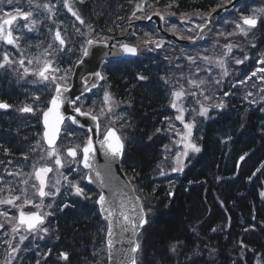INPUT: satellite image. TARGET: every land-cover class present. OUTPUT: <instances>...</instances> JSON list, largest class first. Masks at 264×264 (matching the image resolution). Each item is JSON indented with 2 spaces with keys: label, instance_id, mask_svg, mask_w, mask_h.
<instances>
[{
  "label": "trees",
  "instance_id": "16d2710c",
  "mask_svg": "<svg viewBox=\"0 0 264 264\" xmlns=\"http://www.w3.org/2000/svg\"><path fill=\"white\" fill-rule=\"evenodd\" d=\"M228 1L71 0L84 23L74 16L67 19L61 28L66 43L58 46L55 41V53L49 47L53 36L50 13L36 7L49 0H32L31 4L29 0H13L12 4L0 0V17L17 8L34 11L36 20L44 13L31 31L22 18L20 28L12 27L14 37H19L18 47L0 41V63L5 53L12 61L0 68V101L13 106L0 109V198L10 197L17 188L37 185L34 169L41 167L53 169L47 174L52 185L59 179L58 187L72 193L69 206L63 209V204L57 203L46 222L50 239L58 237L51 246L60 244L58 248L69 255L67 261L60 256H31L36 250L27 244L14 256L11 248L16 246L1 238L0 264H107V225L95 202L98 192L81 179L84 170L66 166L64 159L66 148L80 149L88 134L67 122L55 148L64 167L55 164L56 157L49 155L51 149L43 141L41 114L54 85L35 75L43 62L50 60L53 68L60 69L54 74L65 77L57 82H66L89 38L130 41L140 52L135 59L105 64L101 87L110 92L115 104L111 113L100 118L102 131L114 126L120 132L125 143L123 168L147 212L148 223L138 236L137 264H264V94L254 91L249 95L245 82L264 56V20L244 36L236 29L240 15L233 12L219 21L204 43L194 47L179 46L160 34L154 24L140 23L158 11L165 17L167 31L191 37L213 9ZM134 21L129 38L124 39ZM228 44L233 46L231 52L225 47ZM221 60L230 64L229 70L221 66ZM237 60L243 62L237 64ZM204 61L211 65V84L202 88L191 83L196 71L191 67ZM140 75L147 79L139 80ZM181 88L188 93L181 100L186 109L184 122L195 120L192 137L201 151H191L185 168L175 172L173 165L183 145L174 138L180 140V132L186 129L175 119L178 112L170 104L172 92ZM94 94L97 92L76 105L98 114L105 105L101 97L92 99ZM218 103L225 106L213 107ZM201 104L209 107L207 117L197 115ZM25 106L39 110L19 111ZM68 181L78 182L91 199L74 195ZM9 233L4 235L9 237ZM174 244L176 251L172 252Z\"/></svg>",
  "mask_w": 264,
  "mask_h": 264
},
{
  "label": "snow or ice",
  "instance_id": "6c2138e0",
  "mask_svg": "<svg viewBox=\"0 0 264 264\" xmlns=\"http://www.w3.org/2000/svg\"><path fill=\"white\" fill-rule=\"evenodd\" d=\"M84 0H79V3H83ZM7 3L12 4L13 0H7ZM29 3H32V0H29ZM64 6L68 9L69 12H71V14L78 20L80 21L81 24L84 23L83 19H81L80 15L73 9L72 4L70 3V0H63ZM37 8H43L44 10H46L49 13H53V8L54 5H51L50 3H45L43 5L37 4L36 5ZM135 15V14H133ZM33 16V12L32 11H22L21 9L17 8L15 9V14L11 13V12H5L3 13V17H0V41H5L7 44L10 45H16L17 47L19 46L17 41L19 39V37H14L13 35V31H12V25L13 22L15 20H17L18 17L22 18L24 21H28V23L25 25V27H27L29 29V31H31L33 29V27L40 23L41 21H38L36 19H32ZM7 17V18H4ZM258 19L259 17L256 15H243L241 14L240 17V22L236 23V29L238 30V33L243 34L244 36H247L248 33L251 31V29L255 28L257 23H258ZM89 30L91 31V26H89ZM229 35H232L231 33H229ZM55 40L59 41V45L60 46H64L65 45V40L62 38L61 36V32L59 31V29H57V31L55 32ZM87 43L89 45H91L93 43L92 40H88ZM157 47H159L160 45L157 44ZM51 47V46H49ZM121 47L124 49L125 52L130 53V54H136L137 52V48L135 46H131L128 44H123L121 45ZM228 50V52L232 51V45L228 44L225 46ZM82 53L84 56H87L88 53V49L87 48H83L82 49ZM48 55H50V53H47ZM189 59H193L192 57H189ZM205 60H209V57H204ZM83 61H81L82 63ZM243 61L241 60H237L236 63H242ZM264 62V61H262ZM12 63V61H10V58L8 56L7 53L4 54L3 57V63H0V68H3L5 65H8ZM19 63L21 65L24 64V60L21 59L19 61ZM221 66H223V61H220ZM60 71V69L58 68H53L52 67V61L50 60H45L43 62V66L35 73V75H37L38 77H40L41 80L43 81H48L50 83H52L54 85V91H55V96H53L50 100V105L51 107H49L46 111H42V117H43V123L45 126V131L43 133V137L47 140L48 145L52 146L51 150L49 151V155L50 156H55V164L60 166L61 168L64 167V164L62 163V160L59 157L58 152L55 149V142L56 139L59 135L60 132V126L61 124H63L64 120H65V116L63 115V113L60 111L62 105L64 104V102L68 99L66 96H64V93H66L68 91V88L62 84L57 83V80H63L65 77L61 76V77H57L54 73ZM261 71H264V69H261ZM28 72V69H25V73ZM227 74V73H225ZM94 76H96L98 79H105V77H103L99 72H94L93 73ZM139 80H146L147 77L140 75L138 77ZM243 82V81H242ZM85 83H87V81H85ZM192 84H196V81H191ZM200 83L202 84L203 81H200ZM199 86V85H197ZM92 87H96L95 84L92 85ZM88 91H91V88L87 89ZM186 95H188V93L185 92V90L183 88L177 90V91H173L172 92V101L170 106L173 109H176L178 111V115L175 117L176 120L181 121L183 123L184 128L186 129V132L184 133V136L181 139V142L184 143V147H185V151L183 152L184 156H187L188 154V150H191L192 152H200L201 148L196 144L193 143L191 141V137H192V133H193V129L195 128V120L193 119L190 122H184V116H185V112L186 109L178 102H180L183 97H185ZM191 95L195 96L196 93H191ZM227 95V94H226ZM249 95H251V93H249ZM37 99H39V97H37ZM80 97L77 96L75 97L74 100L69 101L72 104H75V102L77 100H79ZM205 99H208V97H205ZM112 101V97L108 92H105L104 94V102H105V107H101L99 109V113L97 115H93L92 111H82L80 107H75L74 111L75 113H78L80 116H86V117H90L91 120L96 122V131L99 132L100 129V124H99V120L101 117L103 116H107L109 113H111L113 111V105L111 103ZM225 105L223 103H218L213 105V107L215 108H223ZM13 106L5 101H0V109H10ZM39 109H33L30 106H25L23 108H20L19 111L21 112H27V113H32L34 111H38ZM208 112H209V107H204L203 104H201L200 106V111L197 113V115L203 116V117H207L208 116ZM67 119L72 123V124H79V121L77 119V117L75 115H71L68 116ZM116 119H122V117L117 116ZM166 120L168 119L167 117L165 118ZM81 127H83V125H81ZM93 129L92 128H88V132H92ZM157 131H160V129H157ZM149 139H151V137H149ZM100 147L102 149H104L105 154H109L111 153L112 156H121L123 154V150L125 147V143L124 140L122 139V137L120 135L117 134V131L115 128L112 127H107L106 131L103 133V139L99 141ZM77 148H79V146H75V147H68L67 148V156L70 158H76L78 155L77 152ZM95 145L93 142V139L91 136L88 137L87 139V143L85 146H83L82 148V160L80 161V163L83 164V167L85 169L89 170V173L86 174L85 176L81 177V179H85L89 182H91L93 180V175L92 172L94 171L95 173V177L98 179L99 183L101 185H104V178L101 174V172L99 170H96L94 167V164L91 162L90 157L92 156V154L95 152ZM177 164L180 165V167L178 168H173V171H182L183 167L180 161V156L178 155L177 158ZM53 169L50 167H41L38 169H34V176L35 179L39 181V185L33 184L32 187L36 189L38 195L40 197H45V196H55L56 194H58L60 192V188L58 187V185L61 183V181L59 179H57L55 181V184L52 185V188L54 189V191H45V187L46 185V176L48 173L52 172ZM259 171V170H257ZM164 173L162 172L161 175H163ZM65 180H68L67 177H64ZM251 179V177L249 178ZM24 184L28 183V180H24L23 181ZM68 184L70 186L71 189H74V195L82 197L84 199H91L90 196H88L85 191L84 188L80 187L78 182H73V181H68ZM26 192L27 189H25L21 195L25 196V199L23 201L24 204H31L33 203L32 200L28 199L26 197ZM261 196H264V192L261 193ZM21 197L20 196H16L10 199H6V200H0V203L3 204H8V205H13L16 207H20V213H19V217H18V224L16 225V227L13 229V231H16L18 228L20 227H24L26 226L27 229L29 231H35L37 230V226L38 225H43L44 224V220H45V216L50 215L51 213H45L44 215L39 214L38 212H31V213H25L22 209L21 206L16 205L15 201L19 200ZM139 199V198H137ZM97 204H99L100 206V210L101 211H106L109 213V216L107 218H110L113 213L110 210L109 207H106V205L109 203L106 200V197L101 194L98 197V200L95 201ZM69 205L65 204L64 207H68ZM37 208H40L41 205H36ZM48 207H51V205H48ZM122 207V205H121ZM4 216H7L8 214L5 212L3 213ZM120 215L123 217V220L125 222H127L128 224L132 225V230L133 233L135 234V230L137 227H142L143 224L147 223V220L145 218L146 214L144 212L139 213V223H136L134 221H132L129 216L121 211ZM4 227V225L2 223H0V228ZM41 231H43L45 234L48 233V229L41 227L40 228ZM112 235L111 232V225H109V236ZM26 237H21V240L25 239ZM58 239V237H57ZM113 245V242L111 239H109L108 241V247L111 250ZM18 249L13 248L12 251L16 252ZM140 250V244L137 242L135 244V247L131 249V252H138ZM172 252L176 251V245H172L171 249ZM60 259L67 261L69 259V255L67 252H62L60 253ZM128 259L130 260L131 264H137V261L135 259V257L131 256V254H129Z\"/></svg>",
  "mask_w": 264,
  "mask_h": 264
},
{
  "label": "water",
  "instance_id": "95a60500",
  "mask_svg": "<svg viewBox=\"0 0 264 264\" xmlns=\"http://www.w3.org/2000/svg\"><path fill=\"white\" fill-rule=\"evenodd\" d=\"M240 1L241 0H233L225 6L213 11L208 16L207 22L199 28L198 34L193 38L182 39L176 34L167 32L164 29V17L160 13L152 14L147 19L143 20V22H154L160 33L164 34L167 39H170L179 45H196L204 41L209 32L212 30L213 26L217 23L219 17L227 12L232 11ZM129 34L130 31L128 32L127 36ZM92 41L93 43L91 45L87 44L86 46L89 54L87 56L83 55L82 59L75 66L71 84L68 86L64 85L68 88V91L64 93V96H66L68 99L64 102L60 111L65 116V120L68 116L75 115L79 121V124L74 125L79 127L83 125V128L93 129V131L89 132V134L93 139L96 150L90 159L94 164L95 169L101 172L105 183L104 185L99 183L98 179L95 177L94 171L92 172L93 180L91 182H87L95 186L100 191V195L103 194L106 197V200L109 202L106 207H109L113 213L110 218H107L109 213L106 211H101L98 204L102 217L108 222V230L106 234L107 247L109 239H111L113 242L111 250L108 247V264H131L130 260L128 259L129 254L135 257L137 261L138 252H131V249L135 247V244L138 242V235L147 223L143 224L142 227H137L134 234L132 225L123 220L120 212H125L132 221L139 223L138 214L141 212L146 214L143 202L140 196L137 195L135 187L122 168L121 161L123 154L121 156H112L111 153L106 155L104 149H102L99 144V141L103 138L100 139V129L99 132L96 131V122L91 120L90 117L80 116L78 113H75L72 103L69 101L74 100L77 96L81 97L85 95V93L90 92L87 90L89 88L92 90L98 87L102 80L94 76L93 73L99 72L102 75L101 69L107 60L134 58L138 54V49L136 54H130L125 52L121 45H113L114 40H111L108 43L104 41ZM128 45L134 46L132 44ZM81 61L83 62L81 63ZM88 75H90V78L89 80H86L85 78ZM85 81H87V83H85ZM93 84H95L96 87H92ZM53 96H55V92ZM49 107H51L50 103L47 109ZM42 124L45 131L43 117ZM63 124L60 126V132L56 139L55 145L58 142ZM117 134L119 135L118 132ZM44 141L48 147H52L48 145L45 138ZM145 218L147 220V214ZM109 225H111V236H109Z\"/></svg>",
  "mask_w": 264,
  "mask_h": 264
},
{
  "label": "flooded vegetation",
  "instance_id": "af4514ba",
  "mask_svg": "<svg viewBox=\"0 0 264 264\" xmlns=\"http://www.w3.org/2000/svg\"><path fill=\"white\" fill-rule=\"evenodd\" d=\"M47 177V176H46ZM33 185V184H32ZM24 190L20 189H15L14 192L10 197H4L0 198V200H6L10 199L16 196H20L21 198L19 200L15 201L16 205H19L22 207L24 212H31V211H38V212H43L54 214L52 211L53 207L56 206L57 203L63 204L61 208H65L64 205L67 204L68 197H67V191L60 189V192L56 194L55 196H45V197H40L37 193V191L34 188H27L26 192V197L30 200L33 201L31 204H24L23 201L25 199L24 195H21V193ZM46 192L48 191H54L53 188L51 189H45ZM35 203L37 205H41L40 208H37ZM2 204L0 206V223L4 225V229H9L12 228L14 229L16 225L18 224V217L21 208L16 207L13 205H8V204ZM48 205H51V207H48ZM30 209V210H27ZM7 213V216H4L3 213ZM41 212V213H42ZM44 228L48 229V233H44L43 231L40 230L41 227H39L37 230L33 231L32 233H26L23 229H17L16 231H13L11 237H7L4 235V233L1 232L0 239H6L9 240V242L14 246L19 245L20 250L22 249L24 244H27L29 246V249L31 250H36L31 253V256H60V253H62V249L58 248V244L55 247L51 246V243H56L58 241L56 235H54L53 239H50L51 235V230L48 225L43 226ZM20 228H25L20 227ZM26 237L25 239L21 240V237ZM51 242V243H50Z\"/></svg>",
  "mask_w": 264,
  "mask_h": 264
},
{
  "label": "rangeland",
  "instance_id": "374dc122",
  "mask_svg": "<svg viewBox=\"0 0 264 264\" xmlns=\"http://www.w3.org/2000/svg\"><path fill=\"white\" fill-rule=\"evenodd\" d=\"M61 1V0H60ZM58 3H59V1H58ZM56 5L57 4H55L54 5V8L56 7ZM66 10H68L65 6H64V3L60 6V8H59V11H60V13H54V15H57V14H59V15H65V12H66ZM13 14H15V12H13ZM42 15V14H41ZM34 13H33V16H32V19H34ZM4 18H7V17H4ZM20 17H18L17 19H19ZM41 18V17H40ZM40 18H38V20H40ZM15 21H17V20H15ZM14 21V22H15ZM56 23V17H53L52 19H51V23H50V27H51V29L52 30H55V26L54 27H52L53 26V24H55ZM63 26H56V29H58V28H62ZM62 30V29H61ZM60 31V30H59ZM64 31V30H63ZM63 31H60L61 32V36H62V38L65 40L66 39V36L64 35V34H62V32ZM53 35H55V33H52ZM59 43V42H58ZM57 43V45L59 46V44ZM51 46L54 48V50H55V53L57 52V47H56V45L52 42L51 43ZM259 64H262V62H260ZM261 69H264V68H262L261 67ZM260 69V70H261ZM198 76L199 77H201V78H203L204 76H202V74H203V71H206L207 73H210V69H209V66L208 65H202L200 68H198ZM260 72H264V71H260ZM256 75H257V77L259 76L258 75V73H255ZM206 80L207 79H202L201 81H203V83L202 84H200V87H204L205 86V83H206ZM264 86H262V87H260V88H263ZM202 88H200V91L202 92V93H204V91H203V89ZM254 88H256V85H254ZM105 92H108V91H105ZM197 93V92H196ZM105 94V93H104ZM103 94V95H104ZM103 100H104V96H103ZM113 101V100H112ZM111 101V103L113 104V102ZM178 103H180V102H178ZM183 129V128H182ZM186 131H183V133L182 132H180V136L181 137H183L184 136V133H185ZM191 141L193 142V143H196L194 140H193V137H191ZM183 145V149L180 151V161H181V164H182V167H183V165H184V163H185V158L189 155V154H191L192 152H191V150H188V154H187V156H184L183 155V152L185 151V147H184V143L182 144ZM171 150H172V148H171ZM169 151H167L166 152V155H167V153H168ZM178 167H180V165H178V164H174L173 165V168H178ZM185 168V165H184V167H183V169Z\"/></svg>",
  "mask_w": 264,
  "mask_h": 264
}]
</instances>
